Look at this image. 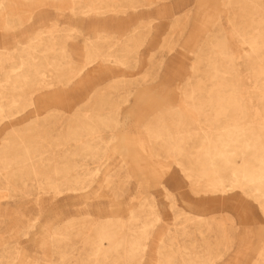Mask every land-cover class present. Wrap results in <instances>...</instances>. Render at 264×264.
<instances>
[{"label":"rangeland","instance_id":"rangeland-1","mask_svg":"<svg viewBox=\"0 0 264 264\" xmlns=\"http://www.w3.org/2000/svg\"><path fill=\"white\" fill-rule=\"evenodd\" d=\"M0 264H264V0H0Z\"/></svg>","mask_w":264,"mask_h":264}]
</instances>
